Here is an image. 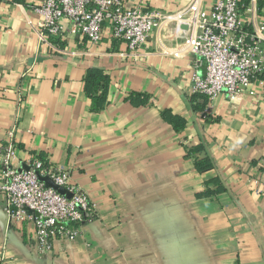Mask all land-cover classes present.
<instances>
[{
  "label": "crops",
  "instance_id": "1",
  "mask_svg": "<svg viewBox=\"0 0 264 264\" xmlns=\"http://www.w3.org/2000/svg\"><path fill=\"white\" fill-rule=\"evenodd\" d=\"M243 1L264 21V0ZM123 2L174 15L190 0ZM38 3L0 0V147L14 129L18 165L38 157L67 172L96 213L39 253L0 198V264H264V90L200 98L191 112L174 22L130 58L106 27L96 44L68 31L47 45Z\"/></svg>",
  "mask_w": 264,
  "mask_h": 264
},
{
  "label": "built area",
  "instance_id": "2",
  "mask_svg": "<svg viewBox=\"0 0 264 264\" xmlns=\"http://www.w3.org/2000/svg\"><path fill=\"white\" fill-rule=\"evenodd\" d=\"M203 3L190 0L174 15L130 8L123 0H39L33 9L42 17L40 36L47 45L68 31L96 44L106 27L114 43L126 45L130 58L139 56L160 23L172 21L179 37L177 51L191 56L190 96L210 102L222 93L239 98L252 85L264 90V21L243 0H215L209 7ZM206 117L205 111L201 118ZM13 135L14 129L0 147L2 210L12 226L31 224L35 248L45 253L57 239L73 241L77 226L95 217L96 206L67 172L40 158L20 167ZM39 177L49 178L65 193L45 186Z\"/></svg>",
  "mask_w": 264,
  "mask_h": 264
},
{
  "label": "trees",
  "instance_id": "3",
  "mask_svg": "<svg viewBox=\"0 0 264 264\" xmlns=\"http://www.w3.org/2000/svg\"><path fill=\"white\" fill-rule=\"evenodd\" d=\"M90 86H94V87H102V85L99 83V81L95 78H93V80H90ZM192 98L190 99V103H191V106L194 110V112H199L201 109H202V103L199 102V100L197 99H200V98H203V97H197V96H191ZM175 124V123H174ZM175 128H179V126L176 124L175 125ZM194 150H190L189 153H192ZM195 164L196 166L198 167V169L200 171H206V170H209L212 168V164L210 162V160L208 158H205L203 160H197L195 158Z\"/></svg>",
  "mask_w": 264,
  "mask_h": 264
},
{
  "label": "water",
  "instance_id": "4",
  "mask_svg": "<svg viewBox=\"0 0 264 264\" xmlns=\"http://www.w3.org/2000/svg\"><path fill=\"white\" fill-rule=\"evenodd\" d=\"M182 99L184 100V102H185V104H186V106H187V108L191 111L192 109H191V105H190V103L188 102V100L187 99H185V97L184 96H182ZM192 112V111H191ZM193 114V113H192ZM195 116L193 115V118H194ZM199 132V131H198ZM200 134V133H199ZM200 137H201V135H200ZM23 168H27V166H24ZM39 181H41V182H43L44 184H45V186H47V187H52L53 189H55V190H57L59 193H61V194H64L65 193V190L63 189V188H60V187H58V186H56V185H54L50 180H49V178H47V177H39ZM5 215V214H4ZM6 216V215H5ZM6 218H7V216H6Z\"/></svg>",
  "mask_w": 264,
  "mask_h": 264
}]
</instances>
